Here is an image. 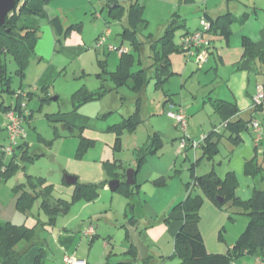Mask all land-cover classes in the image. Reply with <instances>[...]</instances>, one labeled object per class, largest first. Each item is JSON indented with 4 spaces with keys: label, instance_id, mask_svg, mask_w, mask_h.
Instances as JSON below:
<instances>
[{
    "label": "rangeland",
    "instance_id": "374dc122",
    "mask_svg": "<svg viewBox=\"0 0 264 264\" xmlns=\"http://www.w3.org/2000/svg\"><path fill=\"white\" fill-rule=\"evenodd\" d=\"M101 1L51 0L47 7L49 14H56L64 31L67 27L80 23L79 29L73 30L77 36L82 37L83 43H85L84 53L80 58H66L67 60L61 62L63 68L54 70L48 58L39 60L34 55L22 78L16 74L14 61L9 57L6 60V70L12 93H0V145H7L2 107H16L23 103L24 112L30 115L24 122L25 132L28 136L26 140L30 146L29 155L36 157L39 155V157L31 162L18 158V173L12 175L7 182L0 181V221L12 218L13 224H25V226L31 227L35 224L32 216L37 218V214H39L40 220H45L46 216L38 210V203L30 209L27 217L10 207V195H14L11 190L14 186L25 182L24 174L47 178L50 182H61L64 177L62 170L68 165L70 158L76 156L80 143L84 145L81 156L76 162H72L73 165H69V168L75 166L77 171L82 170L85 176L87 174L86 177L91 180L89 183H99L100 177L94 179L97 176L95 168L96 164H101L102 181L108 184L112 180H117L120 183L125 182V174L129 169L134 170L135 153L149 144L150 138L156 135L160 136L162 140L161 147L152 156L150 155L135 174L134 184L136 185H130L132 191H136L138 185L139 192L135 198L133 214L141 219L142 227L148 225L147 221L150 219L152 222L157 220L163 222V217L172 212L180 197L182 198L180 201H182L188 194L200 195L202 205L199 217L205 232V245L207 250L215 252L218 250L217 248H221L220 243L216 241V239L222 238L220 236L226 239L235 234L236 240L238 239L240 235L236 234L242 226L243 219L247 216L243 215L240 209L232 207L229 201H226L223 208L219 209L212 199L193 184L191 166L193 164L194 168L198 167L202 174L215 169L222 179L225 178L227 172L232 171L238 181L235 196L245 201L251 198L254 188H264V182L260 178L253 180L244 175L243 160L246 157L256 156L264 168V154L256 153L255 145L248 132H244L247 138L242 140L238 146H233L226 137L220 138L218 153L212 159L203 157L198 163L195 162V159H200L202 156L200 148L195 152L189 148H186V151L180 150L179 138L182 133L176 127L175 121L166 115L171 102L167 100V103L164 104L165 100L169 97L173 100L172 104L184 108L188 117V134L192 135L191 128H189L191 125L195 129V135H192L191 138L198 141L202 136L208 134L212 123L218 125V118L207 99V94L212 90L210 96L212 95V98L215 99L221 96L222 88L216 81H212L207 88L204 76L207 71L198 70L195 61L189 59L187 62L191 66V70L186 72L181 81L180 78H177L170 81L169 86L166 85L161 89L155 88L154 81L151 79L145 85L146 89L141 104H137V93L132 92L125 84L117 86L113 80H110L109 75L102 74V70L97 66V60L102 62L107 60L106 72L110 73L116 70L117 56L123 50H129L131 54H134L130 41H123L119 34L121 24L126 22V17L120 21L112 20L110 23H106L108 9L106 4L100 3ZM116 1L125 9L129 6L143 7L142 19L145 27L136 29L137 39L142 45L140 59L143 68L152 64L149 58L150 39L162 36L171 20L177 21L173 26L172 40L174 44L178 45L186 31H194L199 28L200 19L204 17L207 10H221L222 13L236 12L239 17L243 13L253 12V7L256 6L253 5L255 4L253 0ZM256 2L261 6L264 0ZM30 23L37 29L38 40L43 37L42 41H45L46 31H48L45 25L50 24L49 19L33 18ZM63 24L66 26L64 27ZM105 25L108 26L111 33L105 45H111L115 49L122 47L119 52L117 50L110 53L105 51L103 54L102 48H95L94 38L97 35V30L100 26L104 28ZM234 27L237 29L238 26ZM233 32L231 34L232 43L237 37L235 31ZM70 35L71 33L67 37ZM62 38H60L61 42L64 40ZM138 68L137 65L134 66L133 71H137ZM98 74L101 77H98ZM104 89L106 90L103 93ZM18 91L24 93L23 99L16 98ZM85 92H102L103 94L95 100L81 103L80 101L86 97ZM138 108L140 122L134 131H123L117 135L116 128L110 130L124 118L137 112ZM220 131L223 132V129ZM184 152L187 153L186 156ZM2 159L3 165L7 166L10 163L9 156H4ZM85 162L90 166L84 167ZM104 164H110V167L106 169ZM106 191L103 193L100 191V198L92 204L93 212H97V216L92 218V225L97 227L102 236L100 240H97V243L105 241L103 236L110 234L111 243L115 250L119 251L124 239L121 225L128 220L123 217V209L125 206L127 207L128 199L120 190L111 192L107 189ZM58 197L65 200L70 198L64 197V195ZM30 213L33 215L31 216ZM229 217L232 220H229ZM61 219L57 220L55 230L51 228L44 231L39 230L37 242L42 243L46 238L49 240L46 233H56V230L62 226L64 221H67L68 217L64 220ZM170 238L172 239L167 241ZM172 240L173 237L167 233L159 244H152V253H158L159 249H162L160 252H167L173 245ZM83 241L81 251H84L89 243L86 238H83ZM25 245V243H21L18 248L22 250ZM163 254L166 255V253ZM157 258L154 259V262L158 264H161L160 260H164L160 256ZM236 261L239 262L238 264H253L252 259L247 255Z\"/></svg>",
    "mask_w": 264,
    "mask_h": 264
},
{
    "label": "trees",
    "instance_id": "16d2710c",
    "mask_svg": "<svg viewBox=\"0 0 264 264\" xmlns=\"http://www.w3.org/2000/svg\"><path fill=\"white\" fill-rule=\"evenodd\" d=\"M51 0H16L14 10L5 18V22L0 26V93H12L10 88V81L8 79L6 70V60L11 58L16 65V74L22 78L30 59L34 55L35 45L38 40L37 29L31 25L33 18H48L50 24L56 30L60 26L55 15H49L47 7ZM106 8L108 9L107 18L109 21H120L126 17V24L120 32L121 38L129 40L132 45L133 53L130 51H122L113 72H106V67L103 62H98L102 74H108L110 80H113L117 86L127 85L132 90L139 92L150 79L149 73L152 71L155 79L156 87H162L167 79L172 75L169 55L173 53H180V45L173 43V26L177 23L176 20H171L168 28L164 34L156 39H150V56L152 64L143 68L141 65L140 54L142 45L137 39V30L140 27H145L142 19L143 7L129 6L127 9L116 0H105ZM204 18L210 22L211 31H217L224 39H228L231 34V24L234 18L226 13L220 15L215 19L209 17L206 13ZM80 23L71 25L66 28L65 34H68L74 29H79ZM189 33V31H186ZM58 43V41H57ZM242 47L253 58H263V53L258 51L254 44L246 37H242ZM119 48L117 49V51ZM138 66L137 71H133L134 66ZM98 77H101L98 74ZM104 88V87H103ZM106 89L103 90V93ZM86 93V97L80 102L84 103L90 100H95L102 96V92ZM214 113L219 117L220 123L218 127L212 132L204 136L200 143V150L202 156L200 159H195L198 163L203 157L212 159L218 153V143L220 138L226 139L232 143L233 146H238L242 143L240 136L243 132L249 131V124L252 120H244L238 118L232 120L238 114L235 103L225 102L222 100L209 99ZM18 108V106H16ZM10 107H2L5 113ZM30 117L27 115L25 121ZM140 119L138 111L123 119L119 124L110 128L114 130L117 135L123 131L132 132L136 129ZM223 129V132L217 129ZM119 139V138H117ZM79 144L76 158L81 156L84 145ZM1 147V146H0ZM161 147L160 139L154 135L150 138L149 144L139 149L135 153V174L139 171L146 158L154 154L158 148ZM1 154V153H0ZM13 159L5 166L3 165V156L1 154L0 171L1 179L5 180L12 176L17 170L18 165L14 162L16 158L21 160L33 161L36 156H30L27 149L20 147L15 148L12 155ZM194 166H191L193 184L202 190L208 198L212 199L219 209H222L225 202L229 201L231 206L242 211L243 215L247 216L248 223L244 231L240 234L238 239L228 248L225 254H208L204 245L203 238L199 231V210L202 205L200 195L192 196L188 194L184 200L174 205L172 212H169L163 217V222H170L171 214L180 211L182 219L180 227L173 240V257L177 258V264H235L236 260L244 255L254 257H264V188H254L251 198L248 200H240L235 196V190L238 185L236 176L232 171L227 172L225 178L222 179L217 176L214 170L211 172L196 176L193 173ZM104 167H110V164ZM114 176V172H112ZM244 175L252 179H264V168L254 156L245 160ZM126 178V177H125ZM30 192L23 190L22 185L13 188L16 193H19L16 199V210L25 213L30 209L31 204L40 199L39 207L47 216L45 223L37 224L33 227L24 225H14L10 222L0 223V264H18L20 259L24 257L27 252L33 248L42 246L38 239V231L45 229V226H53L58 215L66 213L70 207L79 200L85 202H92L99 196L100 191L106 185L105 182L99 183H80L74 185V190L69 200L62 198L54 199L52 197L51 186H44L45 179L28 177L26 181ZM136 185V184H134ZM138 185L136 191H132L130 186L125 182H120L115 191H122V194L128 199L127 207H133L130 203L131 199L138 195ZM21 190V192H19ZM221 200V202L219 201ZM232 220L231 217L228 218ZM221 237V236H220ZM25 243V247L20 250L18 245ZM126 256L130 260L117 262L115 264H134L136 261V252L129 248ZM42 258V249L40 248L36 254L32 264H40ZM107 260V259H106ZM143 264H155L151 257L147 256L141 260ZM103 264H108L107 261Z\"/></svg>",
    "mask_w": 264,
    "mask_h": 264
},
{
    "label": "crops",
    "instance_id": "0c3cea01",
    "mask_svg": "<svg viewBox=\"0 0 264 264\" xmlns=\"http://www.w3.org/2000/svg\"><path fill=\"white\" fill-rule=\"evenodd\" d=\"M253 1L255 2V4L253 5H256L253 7V12L243 13L242 16H239V17L237 16L236 12L222 13L221 10L220 11L207 10L206 14L212 19H215L220 15L229 13L234 18V21L230 27L231 34L234 33L233 31H235V34L237 35V37L236 39H234L232 43L231 34L228 37V39H224L222 36H220V34L217 31H211L207 33L206 37L210 40V46L207 49L203 50L200 54L203 59L202 63L200 65H197L196 63L195 64L198 70L207 71L204 73V76L206 78L205 86L207 88L209 87L212 81L218 82V86L222 88L221 96H218L215 99L212 98V95L210 96V92L212 90L209 91V93L207 94L208 101L209 99H211V100H222L225 102L235 103L237 110H238V114L235 115V117H233L232 120H236L238 118H241L244 120H257L264 126V102H263V105L257 109L252 108V98L257 94L258 89L262 88L263 93H264V56L263 58L251 57L247 52H245L241 44L242 37H246L254 44L255 48L261 53H263L264 55V3L261 4V6H259L258 4H256L257 0H253ZM104 2L105 0H102L100 3L104 4ZM49 15L56 16L55 13L49 14ZM110 22L111 21L108 20L106 23H110ZM125 24L126 22L124 24L123 23L121 24V30L123 28V25ZM106 25L104 26V28H102L101 26L98 28L97 35L94 38L95 43L99 37L105 35L106 33H107V37H106V41H107V38L111 33H110V30L108 29V26ZM235 25L238 26L237 29H234ZM45 26H46L45 28H47L46 30H48L46 31L47 32L46 39L45 41H42L43 37H41L40 40H37L36 45H35V50H34V55L36 56V58H38L39 60H44L48 58V60H50V63L53 65L54 70H58L62 67L61 65L62 60H67L66 58H71V57L80 58L83 55L82 53H84L83 51L85 49V43H83L84 40L82 39V37L77 36V34L73 32V30L69 32L71 33V35L67 37L69 33L65 34V31L63 27H61V25L56 30L53 28L52 25L48 23ZM65 26L66 25H64V27ZM198 29H200V25ZM189 32H193V31H189ZM61 37H63L62 39H64L63 42H61V39H60ZM106 41H105V44H106ZM105 46L100 47L102 48L103 54L105 53V51H107ZM119 56L120 54H118L117 60H119ZM169 61L171 65L172 75L162 85L161 89L166 85L169 86L170 81L172 82V80L174 81L177 78H180V81H181L183 79V76L186 74V72L191 70V66L187 62L188 60H186L182 56L181 53H173L169 55ZM98 62H102V61L97 60V66L99 67ZM103 65L107 67V60L103 61ZM149 76H150V79L147 81V83H149V81L153 79L155 88H160V87H156L155 85V79H154V75L152 71H150ZM128 88L132 92H135L138 94L137 104L139 103L141 104V100L145 93L146 87L144 86L139 92L132 90L130 87ZM167 100L173 103L172 102L173 100L168 97V99L165 100L164 104L167 103L166 102ZM137 111H139V108L137 109ZM217 118L219 121L218 122V125H219L220 120L218 116ZM190 124H191V121L189 122V125ZM218 125L216 124L214 125L212 123L211 129L208 130V133L212 132L213 129L218 127ZM189 128H191L192 135H195V129L191 127V125L189 126ZM218 129L220 130V128ZM248 133L250 134V137L253 140V134L250 129ZM191 136H189L190 139H192ZM240 136L242 140L247 138L244 132L241 133ZM27 138L28 136L26 135L25 139L19 142V146L27 149L28 152L30 153V150H29L30 146L27 143V140H26ZM158 138L160 139L161 145H162V140L160 136ZM253 143H254V140H253ZM0 146H3V145H0ZM255 148H256L257 154L258 153L264 154V141L260 143V145L258 146L255 145ZM186 154L187 153L184 152L185 156ZM37 157H39V155ZM149 157L150 155L146 158V161L148 160ZM9 158H10L9 160L13 159L12 156H9ZM18 158L14 160L15 163H17ZM247 159L249 158L246 157L244 158L243 161L245 162V160ZM77 160L78 159L74 156L73 158H70L69 160L70 162H68V165L62 170L64 175L69 174V175L75 176L77 177V182H80V183H89V181H91L90 178H87L86 177L87 174L85 176L82 173V170L77 171L75 166L72 168H69V165H73L72 162H76ZM84 164L85 165L83 166L86 168L89 165L87 162H85ZM4 169L5 168L3 167L1 171H3ZM95 170L97 171L96 173L97 176L94 179H98L100 177L98 180L99 182H101L102 178L100 176V172L102 173L101 171L102 165L96 164ZM212 170H214L217 176L219 177L218 172H216L215 169H212ZM17 173H18V170L13 174V176L16 175ZM193 173L196 176L204 175L202 174V172L199 170L198 167L194 168ZM243 173H244V166H243ZM24 176H25V182L18 184V185H22L23 190H26L28 192H30L31 189L26 184L27 178L28 177L42 178V177L33 176L31 174L30 175L24 174ZM10 177L5 180L1 179L0 177V181L7 182L10 179ZM43 179H45L44 186H51L52 197L54 199H58L59 198L58 196H62V195H64V197L71 198L73 194L74 186L66 185L64 183V177L61 182H50L47 178H43ZM262 182H264V179L262 180ZM94 183H97V182H94ZM13 188L11 191L14 193V195H10L9 206L16 210V199L19 193H16L13 190ZM107 189H108V186L106 184L102 188L101 192L102 193L107 192L106 191ZM19 192H21V190ZM100 194L101 193H99L98 198L92 202H85L84 200L77 201L70 207V209L66 213L60 214L56 217L55 223L53 226H50V227L45 226L44 230H48L50 228L52 230H55L57 220L59 218H62L61 220H64L65 218L68 217L67 221H64L62 223V226L58 228V230H56V233L54 232L46 233L48 234L50 238L49 240H47L46 238L42 241V244H41L42 246L31 248L27 252V254L20 259L18 264H32L40 248L42 249V258L40 260V264H64L63 263L64 257H69L75 260L76 262H78L79 264H103L106 261L108 264H115L117 262L127 261L131 259L130 257L125 255L126 251L129 248H132L136 252V255H137L136 261L134 262V264H143L141 260L142 258L147 257V256L151 257L153 262H154V259H158L157 258L158 256L164 258V260L163 259L160 260L161 264H177L179 262L177 258L173 257V252H174L173 245L167 252H162V251L160 252V250L162 249H159L158 253L153 254L152 244H159L163 240V238L166 236L167 233L170 234L174 240V237L181 224V219H182L181 212H175L171 214L172 219L170 222H161L158 220L155 222H152V219H150L149 221H147L148 225H144L142 227L141 219L133 214V210H134L133 208L136 203V199H135L136 196H134L130 201L133 207L129 209V208H126L125 206V208L123 209V217L127 218L128 220L126 223H123L121 225L124 231L123 233L124 239H123L122 245L119 248V251H116L113 243H111L112 238L110 234L103 236V239L105 241L102 240V241H98L97 243V240H100L102 236L99 233L97 227L92 225V218L97 216L96 214L97 212H93L94 208L92 207V204H94V202H97V200L100 198ZM181 199L182 198L180 197L178 202H180ZM36 203H38V210L44 214V212L39 207L40 199L35 200L31 204L30 209ZM30 209L27 210L25 213H23L26 217L28 216L29 214L28 212L30 211ZM13 214L14 213L12 212V215ZM32 215L33 214H31V216ZM32 218L35 221V224L33 226L40 224V223H45L47 221V216L45 220H40L39 214H37V218H35L34 216H32ZM11 219L12 218H6V220L4 221L2 220L3 222L0 221V223H4V222L12 223ZM247 223H248V218H244L242 221V226L240 227V229H238V233L236 235H240L244 231ZM14 225H17V224H14ZM20 225L25 226V224H20ZM68 227H70L69 228L70 230L68 229ZM203 229H204L203 226L199 222V231H200V234L203 238L204 245H205V240H204L205 232ZM90 230L93 233H89ZM221 237H222L221 239L220 238L216 239L217 243H220V246H221V248H217L218 249L217 251L210 252L209 250H207V247L205 245V248L208 254H225L228 248L231 247V245L236 241L235 234L232 237L226 238V239L223 236ZM83 238H86V240L89 243L87 245V248H85L84 251H81V249L83 248V244H84ZM171 239L172 238L168 239L167 241ZM163 253H166V255ZM165 257L167 258L165 259ZM250 258L252 259L253 264H254V258L252 257ZM154 263L158 264L156 262ZM238 263L239 262L237 261L235 262V264H238Z\"/></svg>",
    "mask_w": 264,
    "mask_h": 264
},
{
    "label": "built area",
    "instance_id": "2783aa9c",
    "mask_svg": "<svg viewBox=\"0 0 264 264\" xmlns=\"http://www.w3.org/2000/svg\"><path fill=\"white\" fill-rule=\"evenodd\" d=\"M200 29L193 32L184 34L181 37L180 42V53L186 59H192L197 65H200L203 61L201 52L210 46V40L206 37V34L210 32L211 25L208 20L204 17L200 19L199 22ZM107 33L98 38L95 43L96 48L104 47L106 41ZM108 52H114L113 46H105ZM120 50H118L119 52ZM17 99H23L24 93L18 91L16 93ZM264 93L263 89L259 88L257 94L252 98V108L257 109L263 105ZM169 110L166 115L175 121L176 127L181 131L182 136L179 138V148L180 150H185L186 148L192 149L195 152L199 147L201 141L204 137H201L198 141L190 139L188 135V117L186 111L181 106H176L175 104L169 105ZM23 103H21L18 108L11 107L4 113V130L6 132L7 145L0 147V153L2 156H12L15 148L19 145V142L25 139L26 132L24 128L25 117L28 115L23 110ZM249 129L253 134V140L256 146L260 145L264 141V126L257 120H252ZM219 129H217L218 131ZM89 233H93L91 230ZM64 264H79L75 260L64 257ZM254 264H264V257H254Z\"/></svg>",
    "mask_w": 264,
    "mask_h": 264
},
{
    "label": "water",
    "instance_id": "95a60500",
    "mask_svg": "<svg viewBox=\"0 0 264 264\" xmlns=\"http://www.w3.org/2000/svg\"><path fill=\"white\" fill-rule=\"evenodd\" d=\"M16 5V0H0V26H2L5 22V18L14 10ZM125 183L127 185L134 184V170L129 169L126 174ZM64 183L68 186H74L77 183V177L66 174L64 175ZM119 185V181L112 180L107 186L111 192H114ZM221 202V200L219 199Z\"/></svg>",
    "mask_w": 264,
    "mask_h": 264
}]
</instances>
